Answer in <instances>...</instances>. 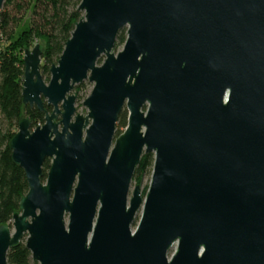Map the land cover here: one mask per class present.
<instances>
[{"label": "water", "instance_id": "1", "mask_svg": "<svg viewBox=\"0 0 264 264\" xmlns=\"http://www.w3.org/2000/svg\"><path fill=\"white\" fill-rule=\"evenodd\" d=\"M79 11L48 83L41 46L24 53L23 102L46 117L34 129L23 118L10 143L29 192L0 226V264L23 241L36 264H264V0ZM87 81L84 117L75 90ZM147 154L149 191L130 198Z\"/></svg>", "mask_w": 264, "mask_h": 264}, {"label": "trees", "instance_id": "2", "mask_svg": "<svg viewBox=\"0 0 264 264\" xmlns=\"http://www.w3.org/2000/svg\"><path fill=\"white\" fill-rule=\"evenodd\" d=\"M81 3L82 0H6L2 9L0 15V45H2L0 53V226L13 224V217L21 212L20 204L29 192L24 170L13 161L10 143L16 136L23 118H28L34 129L44 125L46 117V112L42 113L37 107L31 108L23 102L25 78L23 52L30 50L35 44L41 46L43 54L41 75L49 82L51 69L63 55L66 43L74 32L75 24L84 16L79 11ZM7 9H10L9 12ZM25 12H30L32 15L29 24H26ZM16 29H20L19 32L17 31L19 35H16ZM117 39L115 49H120L127 41V31L122 30ZM83 88L79 85L77 93L83 91ZM45 110L49 113L53 112V109L46 104ZM127 123L128 112L124 110L117 125V135L126 129ZM141 161L133 180L139 185L146 176L153 174L154 155H144ZM50 164V160L44 164V181L51 168ZM7 256L8 264H36L25 241L11 249Z\"/></svg>", "mask_w": 264, "mask_h": 264}, {"label": "rangeland", "instance_id": "3", "mask_svg": "<svg viewBox=\"0 0 264 264\" xmlns=\"http://www.w3.org/2000/svg\"><path fill=\"white\" fill-rule=\"evenodd\" d=\"M11 9V8H10ZM10 9H7V11L9 12V10ZM22 16V15H21ZM21 16H19V17H21ZM24 17H26V19H27V22H26V24H29V22H30V19H31V17H32V15H31V13L30 12H25L24 13ZM15 29V28H14ZM13 29V30H14ZM21 29V28H20ZM20 29H16V31H15V33H16V35H19V30ZM18 31V32H17ZM37 44H35L34 46H32L31 47V49L29 50V51H31V50H33L34 49V47L36 46ZM122 48H123V46L122 47H120V49H115L114 51H116V53H118V52H120L121 50H122ZM24 53L25 52H23V56L25 57V55H24ZM24 57H23V60H24ZM102 60V59H101ZM100 60V61H101ZM101 63H102V61H101ZM45 80V79H44ZM45 82L46 83H48L46 80H45ZM80 86H83L84 88H83V91H81V92H79L78 93V97H79V99H78V102H77V105H76V108H77V115L78 114H80V115H82V116H84V117H86L87 115H88V113H89V111H88V109L87 108H85L84 106H83V103L89 98V95L91 94V92H92V90H93V88H94V85L93 84H91L89 81H87V82H85V83H83L82 85H80ZM75 93H77V89L75 90ZM124 130L125 129H123L121 132H120V134L119 135H121V134H123L124 133ZM119 135H117V136H119ZM151 177H152V175H148V176H146L144 179H143V182H142V184H141V191H142V194L144 195V197L147 195V192L149 191V188H150V185H151V183H150V181H151ZM133 185H132V188H131V191H130V198H132V192H133V190H134V188L137 186V185H139V184H136L135 182H133L132 183ZM140 215H141V211L138 213V215H137V220H136V222L138 223L139 222V220H140Z\"/></svg>", "mask_w": 264, "mask_h": 264}]
</instances>
